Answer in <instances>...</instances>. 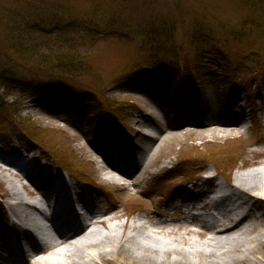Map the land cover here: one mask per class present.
Segmentation results:
<instances>
[{
  "label": "rangeland",
  "instance_id": "1",
  "mask_svg": "<svg viewBox=\"0 0 264 264\" xmlns=\"http://www.w3.org/2000/svg\"><path fill=\"white\" fill-rule=\"evenodd\" d=\"M31 22L35 28L39 26V35L31 34ZM192 27L197 28V37L191 39V43L200 38L197 42L203 46L199 48H204L207 53H203L198 62L195 57L185 58V53L193 49L186 47L189 38L185 41L186 31ZM154 30L156 33H152ZM152 34L160 40H172V45L168 44L162 52L151 47L143 53L141 47L146 40L154 39ZM209 34L219 40L214 48L211 38H207ZM33 35L35 42L49 44L43 54L58 62L68 60L77 67L64 75L65 81L58 76L51 81L50 78L45 80L44 75L30 74L31 71H26L25 67L14 65L15 60L13 63L10 61L14 68L5 66L6 59L10 60L16 51L11 47ZM62 35L65 37L57 39ZM263 51L264 0H0V78H3L0 79V100L11 115L0 122V150L11 152L12 149L8 151L6 148L8 145H16L15 141L20 145L26 143V149L32 152H26V157H35L46 170L62 176L63 167L76 168L78 173L84 171L91 183L106 186L105 191L95 190L99 196L94 200V206H106L104 210L119 206V209L106 215L104 224L95 223L87 230L91 238L100 242V250L107 249L111 254L113 250L109 246L115 241H125L123 238L128 236L155 249L168 244L166 247L169 246L172 257L179 258L180 251L185 252L188 258L214 251L216 248L211 245L215 240L208 235L189 232L183 225H160L162 222L159 220H167L165 211H161L160 203H164L162 193L165 192L161 187L185 182L194 186L202 173H215L211 162L223 172V178L218 180L225 186L228 185L227 179H232L234 174L262 171L264 176ZM232 54H239L243 59L234 60ZM39 56L38 53H29V59ZM78 57H83L82 62L84 57L87 60L81 63ZM151 57L152 60L144 61V68L150 69L151 73L159 71L157 74L162 79L168 76L161 83L162 91L154 87L141 93L138 87L127 83L123 75L139 59ZM246 70L255 76L241 77ZM253 77H261L258 81L263 83L256 86ZM49 82L50 86H47L45 83ZM181 82L186 102L181 119L193 115L194 109L190 105L200 104L201 111H206L214 106L215 99L216 105L223 103L226 107H215L221 114L209 119L233 120L234 116L240 125L188 126L177 131L170 128L171 131L162 133L161 141L153 144L146 159L145 173L139 174L141 180H136V187L132 185L122 190L110 184L105 173L106 162L95 153L109 133L104 126V104L98 98L134 105L133 110L125 106L115 108L116 112L121 110L122 124L128 135L136 127L133 113L138 111L152 113L159 127H172L177 124L173 121L177 118L173 102L166 104L162 97L164 90L170 87L172 94L177 95ZM245 83L252 91L256 87L257 93L251 95L240 88ZM55 84L69 87H54ZM82 84L85 85L82 87ZM78 85L84 93L93 91L95 99L70 89H78ZM102 89L104 92L100 93ZM191 92L201 98L197 97L196 101L190 99ZM251 101L262 108L255 114L256 125L247 112ZM162 108L168 111L164 113ZM22 121L28 126L34 124L40 140H30L19 128ZM129 141L134 145H144V141L133 137H129ZM215 156L221 157L220 161ZM195 159L200 165L197 169L191 163ZM158 177L160 179L154 180ZM6 179L12 180L18 188L17 197L26 200L27 179L21 175H8ZM70 183L79 187L77 180L71 179ZM6 191L7 183L0 173V199L7 194ZM139 191H142L141 195ZM90 195L95 194L90 191ZM129 209L134 211L132 216L126 214ZM168 212L170 214L172 210L168 209ZM83 240L65 244L61 249L63 255L80 253L81 243H77H83ZM262 254L264 256V249Z\"/></svg>",
  "mask_w": 264,
  "mask_h": 264
},
{
  "label": "bare ground",
  "instance_id": "2",
  "mask_svg": "<svg viewBox=\"0 0 264 264\" xmlns=\"http://www.w3.org/2000/svg\"><path fill=\"white\" fill-rule=\"evenodd\" d=\"M194 118L204 117L189 115L177 124L188 123ZM201 123L206 125L204 124L206 122H199V120L194 124ZM208 123H212V121ZM223 124H227V122L225 121ZM125 145V143H118L119 147ZM20 158L17 154L5 157L0 155V173H2L5 184L7 183L6 196L12 199L0 202V264H171L175 262L178 264H257L264 262L262 254L264 249V176L261 174L262 171L234 174L232 179L231 177L227 179L228 188H225L227 186L222 183L209 180V173L207 175L202 173V177L209 180V183L201 180L187 189L180 187L172 192V195L175 194L172 202L178 208L188 211V207L192 205L190 210L200 207L208 209L209 212L214 209L218 217L222 218L220 227L215 229L214 226L208 225L200 219L195 212L188 211L185 215L188 219L187 223H191L198 229L190 228L185 222L176 225L178 227L185 226L189 232L196 231L199 235H208L210 239L215 240L213 241L215 244H212L211 247H215L216 250L202 252L193 258H188L185 252L180 251L178 258L171 256L169 246L166 247L168 244L162 249H155L156 247L144 244L134 237L129 239L131 237L128 236L123 238L125 241H115V244L110 245V250H113L110 254L107 249H99L100 242L91 238L87 231L83 230L85 225L77 229L74 234L70 231L67 232L74 228L72 214L61 215L55 210L51 215L43 217L48 223L53 220L50 224L60 239L57 240L45 231L41 222L35 220L29 208L46 204L47 197L51 196L53 191L60 190L57 206L68 212L67 186L63 179L57 177L53 181L46 176L40 179L44 186L35 189L26 187L28 198L26 200L19 199L17 197L18 188L12 180L6 179V176L21 175L24 178L29 176L32 180L37 181L38 174V171H34L32 168L30 161L25 162L30 171L23 170L22 164L19 162ZM9 166H13L17 172L15 174L9 172ZM113 168L114 166L111 164L105 166L107 170ZM125 171L131 172V169L127 168L122 172L125 173ZM199 175L198 173L197 176ZM212 189L217 190L218 195L209 201L207 194L212 193L209 192ZM42 190L44 191L43 195L38 197ZM71 190L73 189L71 188ZM83 198V207L87 210L86 221L104 224L106 219L102 218L101 214L96 216L92 213L91 204L95 196L91 199L85 194ZM56 216L58 217L56 218ZM149 219L153 221L151 217ZM29 230L33 231L36 240L29 237L27 234ZM85 237L86 239L83 240ZM78 239L84 241L77 243V245L81 243L80 253L63 255L61 250L63 246ZM37 243L43 246L39 251H37Z\"/></svg>",
  "mask_w": 264,
  "mask_h": 264
},
{
  "label": "trees",
  "instance_id": "3",
  "mask_svg": "<svg viewBox=\"0 0 264 264\" xmlns=\"http://www.w3.org/2000/svg\"><path fill=\"white\" fill-rule=\"evenodd\" d=\"M39 8V7H38ZM37 8V9H38ZM31 27H32V31H31V34H34L35 36L36 35H39L41 33V30L39 28V26H36L35 28V24L33 22H31ZM197 28L195 27H192L190 30L186 31V34H185V41L187 40V38H189V44L188 45V48H193L192 51H189L187 53H185V58L190 60L192 57H195L197 59V62L199 61V59L202 57V54H207L204 50V48H199V47H202L203 44H199L197 41L200 40L199 39H196L195 41H193L191 43V39H193L194 37L196 38L197 37ZM205 32V30L201 31V34L203 35ZM152 33H156V31H152ZM34 35L32 37H29L27 38L26 40H23L22 42L19 41L18 44H14L11 48L12 49H15V54L13 55V57L10 56V60L6 59L7 60V64L5 66H9V69L10 68H14L13 64H18L16 66L18 67H22V68H26V71L29 70L31 71L30 74H33V75H38V76H41V75H44L45 76V80H47V78H50L51 81H52V78H56L58 76V79H61L62 81H65V78H64V75H66L67 73L71 72V71H74L77 69L76 66H74L71 62H69L68 60H62L60 62L56 61L55 58H52L51 56H46L45 54H43L44 52V49L47 48V46L49 45L48 43H44V42H35L36 40H33L34 38ZM153 35V38L154 39H148L146 40L143 45H142V50H143V53L146 52L147 49H150L151 47H156V49H159L161 52L163 50H165L169 45H171V41L172 40H169V39H164V40H160L158 39L157 35L156 34H152ZM46 37H48V34H45ZM62 37H65V36H60L58 37L57 39H61ZM207 38H211L212 42L213 43V47L218 44V39L217 37H215L214 35L212 34H209V36ZM38 39H41V38H38ZM64 39V38H63ZM90 42H92L90 39H89ZM196 46V47H195ZM161 47V48H160ZM17 50H23L22 52H17ZM29 53L30 54H34V53H38L40 56L38 58H31L29 59ZM263 56H264V51H263ZM191 57V58H190ZM79 60L81 61V63H84L87 59L84 57L83 61L82 62V58L83 57H78ZM149 58V57H148ZM148 58H141L139 59L135 65L131 66L129 69L130 71L126 74L123 75V77L126 78V80L128 78H133L135 75L133 74L134 71L137 72V69L140 68V66H144V61L146 60H152L153 58L151 57V59H148ZM156 58V57H155ZM232 59L234 60H239V59H243L242 57L239 56V54H232ZM13 60H15V63H13ZM2 60L0 59V62ZM10 61L13 63L12 65H10ZM196 62V63H197ZM257 64H253V66L255 67ZM64 66H66L67 68L64 69ZM146 66V65H145ZM234 66V65H233ZM241 67H244L242 64H241ZM24 68V69H25ZM148 68V67H147ZM233 68V67H232ZM251 68V67H250ZM242 69V68H241ZM253 72L252 71H245L241 77H243L245 79V77H252V76H249V75H254L255 74H252ZM4 75H6V72L4 73ZM260 75V74H259ZM253 78H257V79H260L261 77H253ZM0 79H3V78H0ZM51 82L49 83H45L46 85L50 84ZM96 84V83H95ZM83 85L85 84H82V87ZM82 87H80L78 85V89H81ZM1 88V87H0ZM73 89H77L76 87H74ZM82 90L84 91V89L82 88ZM87 92H91L90 90H86ZM104 90H100V93H103ZM88 94H92L95 96V94L93 93V91L91 93H88ZM100 99V102H103L104 104V107H103V110H105L106 112L107 111H110L109 113H113L115 111V108L118 107L119 103L117 100H113V101H109L108 99H101V98H98ZM113 112H112V111ZM110 114V117L112 116ZM6 116H11L10 113H9V109H7V107L4 105V103L0 100V122L2 121V119ZM27 124V125H26ZM30 126V125H29ZM28 126V123L27 122H20L19 123V128L27 135L29 136V138L32 140V141H35V140H40V136L38 135L37 131L34 130V124L31 125L30 127ZM40 145H43L42 142H39ZM50 145H52V142H50ZM58 147V146H56ZM230 156V155H229ZM217 161H220V158L219 156H215L214 157ZM213 164V162H211ZM215 167L216 165L213 164ZM217 168V167H216ZM70 172L73 173V172H77V169L76 168H70Z\"/></svg>",
  "mask_w": 264,
  "mask_h": 264
}]
</instances>
